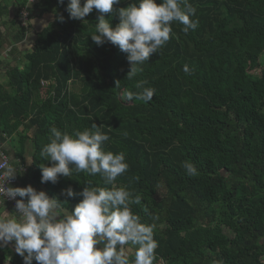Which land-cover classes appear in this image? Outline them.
Segmentation results:
<instances>
[{
	"label": "trees",
	"instance_id": "1",
	"mask_svg": "<svg viewBox=\"0 0 264 264\" xmlns=\"http://www.w3.org/2000/svg\"><path fill=\"white\" fill-rule=\"evenodd\" d=\"M137 2L121 0L113 10ZM187 3L196 9V29L185 33L173 21L170 39L130 79L127 54L91 40L96 9L80 21L69 17L68 0H0V49L10 46L6 27H16L18 38L32 20L52 19L34 31L25 64L2 67L0 56V132L18 136L13 154L25 171L16 178L27 177L72 211L84 186L106 185L86 172L41 183L39 166L51 164L40 153L53 127L75 133L103 125L105 151L123 152L129 165L115 186L139 196L133 213L155 225L153 264H264V0ZM13 44L9 56L18 52ZM140 81L155 90L152 100L124 99L141 90ZM186 161L197 175L187 174ZM67 188L77 195H61ZM124 248L133 259L135 247ZM7 264L23 258L14 252Z\"/></svg>",
	"mask_w": 264,
	"mask_h": 264
},
{
	"label": "clouds",
	"instance_id": "2",
	"mask_svg": "<svg viewBox=\"0 0 264 264\" xmlns=\"http://www.w3.org/2000/svg\"><path fill=\"white\" fill-rule=\"evenodd\" d=\"M63 3L64 0H58ZM121 0H68L67 12L71 19L84 21L96 9L98 23L91 40L101 46L106 42L117 45L127 54L130 67L128 78L141 72L142 65L170 39L172 22L184 25L183 31L195 30L198 20L191 19L196 9L187 0H138L127 7L113 10ZM183 4V7H182ZM109 13L119 17L113 27ZM62 21V17L59 18ZM35 23V21H32ZM44 27L47 25L44 24ZM183 71L190 74L187 65ZM137 83L138 92L126 91L124 99L150 102L155 90ZM101 126L69 133L55 127L50 129L49 142L40 155L51 166L40 165L41 183L55 184L58 177H68L74 172H86L101 177L106 187L84 186L78 193L82 200L69 211L57 198H49L44 191L31 185L11 187L6 181L18 175L12 164L0 165V203L5 198L15 200V211L0 215V247L14 242L15 252L23 264H153L158 242L153 238L155 225L140 223L131 204H140L139 196L123 186H115L118 176L128 170L123 152L105 151L104 143L110 138L100 131ZM190 176L197 175L195 165L183 164ZM111 186V187H107ZM69 198L77 195L71 188L62 190ZM19 197L20 199H16ZM26 198V200H25ZM135 247L134 258H127L124 246Z\"/></svg>",
	"mask_w": 264,
	"mask_h": 264
},
{
	"label": "rangeland",
	"instance_id": "3",
	"mask_svg": "<svg viewBox=\"0 0 264 264\" xmlns=\"http://www.w3.org/2000/svg\"><path fill=\"white\" fill-rule=\"evenodd\" d=\"M32 1L33 0H29L30 3ZM22 17H23V19H22L23 23L21 24V26L25 25V22H24L25 18H24V16H22ZM9 20H11V17H8L7 19H5V21H7V22H9ZM49 20L51 21L52 19L50 17H46V18L40 19L39 21H35V23H32V21H34V20H32L31 24L33 27L31 29L26 28L24 36H21V37L18 36V38H16V36H15L16 27H14V28L13 27H6V33L7 34L9 33L8 34V39H9L8 42H9L10 46H6L7 50L5 49L6 47H4L0 50V53L2 54V56L8 58L7 63H4L5 66H8V65L13 66L15 64L14 63L15 60H17L16 62H18V60H19L20 64H25L24 57L31 50L32 43L34 40V33L40 31V29H42L44 27L43 26L44 24L47 25ZM12 42L15 43L13 45H16L14 47H16L18 49V52H16V54L13 56H9L10 55L9 50L12 47ZM262 60H264V58H262ZM224 233L227 235H231L230 232L226 229L224 230ZM262 243H264V242H262ZM4 249H6V250H5V255L3 257V260H4V263L6 262V264H7V260H8L7 257H9V255L14 251V245L10 242L5 247L0 248V253ZM124 251H125V254L133 253L132 248H124Z\"/></svg>",
	"mask_w": 264,
	"mask_h": 264
},
{
	"label": "crops",
	"instance_id": "4",
	"mask_svg": "<svg viewBox=\"0 0 264 264\" xmlns=\"http://www.w3.org/2000/svg\"><path fill=\"white\" fill-rule=\"evenodd\" d=\"M16 46V45H15ZM6 47V46H4ZM7 50V47L5 48ZM1 50V49H0ZM1 59H2V63L4 62V60H6L7 63V58L3 57L2 54L0 53ZM5 66L4 64L2 65V67ZM0 67V83H3L4 80V70L3 68ZM18 146V136L16 134L12 135L11 137H6L4 134H2L0 132V149H2V151H4L6 153V155L10 158L12 164L14 166H17L19 164V160L15 158L13 151L15 150V148ZM24 159H25V164L29 165L31 163V157H30V152H28L26 155H24ZM19 182V186L20 187H25L28 185H31L35 190L37 191H44L46 193V191L42 188L39 187L37 185H35L34 183L31 182V180H29L27 177L25 178H19L18 180ZM47 194V193H46ZM8 213L9 215L11 214V212L8 210V208L6 207H0V215H5L6 213ZM14 245V242H11ZM15 251H13L9 257H7V259H9ZM36 261L33 260V263H35Z\"/></svg>",
	"mask_w": 264,
	"mask_h": 264
},
{
	"label": "built area",
	"instance_id": "5",
	"mask_svg": "<svg viewBox=\"0 0 264 264\" xmlns=\"http://www.w3.org/2000/svg\"><path fill=\"white\" fill-rule=\"evenodd\" d=\"M4 164H12V162L10 158L6 155V153L2 151V149H0V165H4ZM15 167L18 169L19 174H22L25 171V169L20 165L15 166ZM3 170H4L3 168H0V172H2ZM2 180H3V177L0 176V181ZM18 182H19L18 179L15 177L14 179L10 181H6V184L11 187H20ZM16 199H20V198L17 197ZM0 207H9L14 212L15 211V200H10V199L5 198L4 205L0 203Z\"/></svg>",
	"mask_w": 264,
	"mask_h": 264
}]
</instances>
